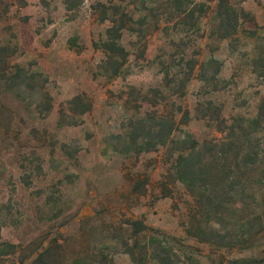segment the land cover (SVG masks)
Segmentation results:
<instances>
[{
    "label": "rangeland",
    "instance_id": "rangeland-1",
    "mask_svg": "<svg viewBox=\"0 0 264 264\" xmlns=\"http://www.w3.org/2000/svg\"><path fill=\"white\" fill-rule=\"evenodd\" d=\"M228 3L248 16L221 39L212 0H0V264L264 257V231L252 249L209 243L214 119H251L264 97V0ZM125 5L127 57L109 59L106 12ZM193 143L191 188L176 166Z\"/></svg>",
    "mask_w": 264,
    "mask_h": 264
},
{
    "label": "trees",
    "instance_id": "trees-1",
    "mask_svg": "<svg viewBox=\"0 0 264 264\" xmlns=\"http://www.w3.org/2000/svg\"><path fill=\"white\" fill-rule=\"evenodd\" d=\"M178 1L189 2V0ZM212 1H215L213 14L217 20L215 32L222 33L221 39L232 37L237 33L240 21L248 14L242 8L235 9L228 0ZM126 7L127 5L122 9L117 8L110 15L109 11L106 12L105 19L110 22V26L106 28L100 45L109 59L114 60L120 55L127 57L128 52L120 44L124 32L132 31L130 25L133 20L125 11ZM179 11H181L180 15L185 13L192 15V9L188 5H185L184 10L179 9ZM177 21L175 20L173 25H178ZM214 122V128L225 136L216 142H209V211L213 213V218H209V243L214 241L231 243L233 239H237V242H232L236 243L234 246L243 250L252 249L257 245V236L264 231V139L257 142V135L264 137V97L255 117L246 121L233 119L229 124L218 117ZM171 131L172 126L167 136L171 135ZM197 146L193 143L191 148L183 150L177 157V169H180L181 163L183 164V168L180 169L183 172L178 171V179L191 188L195 186V181L187 175L192 171L191 160ZM249 189L250 194L247 192ZM249 209L250 212L247 213ZM228 212L236 217L238 222L234 226L237 227L232 233L233 236H230L228 229L223 226L225 213ZM127 224L135 233H139L143 228L140 221H130ZM255 224L258 226L256 230H254ZM234 246L230 245V247ZM50 253L51 250L46 248L28 264H50L49 258H46ZM232 263L264 264V257L239 259Z\"/></svg>",
    "mask_w": 264,
    "mask_h": 264
}]
</instances>
